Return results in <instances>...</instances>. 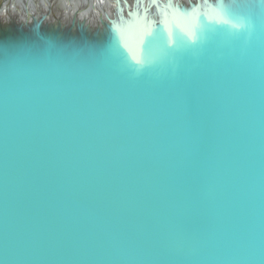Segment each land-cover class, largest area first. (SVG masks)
<instances>
[{
	"label": "clouds",
	"instance_id": "obj_1",
	"mask_svg": "<svg viewBox=\"0 0 264 264\" xmlns=\"http://www.w3.org/2000/svg\"><path fill=\"white\" fill-rule=\"evenodd\" d=\"M226 14L235 44L201 55L186 70L167 52L136 70L160 102L155 110L95 94L67 96L50 104L37 126L38 97L6 108L0 264H264V0H245ZM209 65L207 92L221 136L201 196L217 211L204 228L189 229L166 211L173 194L166 168L180 141L163 139L158 126L161 112L179 107L188 132V86ZM21 112L29 132H39L56 172L65 222L56 243H44L31 229L21 234L9 220L8 196L15 188L9 157ZM225 200L234 210L227 223L218 203Z\"/></svg>",
	"mask_w": 264,
	"mask_h": 264
},
{
	"label": "water",
	"instance_id": "obj_2",
	"mask_svg": "<svg viewBox=\"0 0 264 264\" xmlns=\"http://www.w3.org/2000/svg\"><path fill=\"white\" fill-rule=\"evenodd\" d=\"M113 1L121 23L114 14H104L79 24L76 16L80 5L65 15L55 12L53 0H42V7L33 2V8L24 1V21L8 18L6 25L0 27L2 106L7 101L12 106L18 105L20 98L38 97L36 113L43 119L52 111L49 105L55 100L100 94L103 100L121 106L155 110L160 102L150 93L145 83L147 78L137 77L136 70L165 52L175 53V62L186 70L201 55L220 45L235 44L226 31L229 22L226 13L245 3V0ZM85 2L87 7L94 5L91 0ZM67 3L71 4V0ZM153 13L158 20L156 28L150 23ZM202 16H206L204 20ZM205 22H213L214 37L207 34ZM4 31H8L9 40L3 36ZM111 45L114 49L109 53ZM92 60L96 62L92 64ZM212 71L209 65L206 75L194 78L188 86L192 112L188 132L182 127L179 107L161 112L158 126L163 139L180 141L172 149L166 168L165 182L173 193L166 211L189 229L204 228L217 211L201 196L209 157L214 155L221 136L218 110L207 92ZM86 80L89 86L84 85ZM6 84L13 89L15 98L11 99L12 92ZM22 137H15L13 154L9 157L10 175L15 177V188H10L8 196L9 220L15 221L21 234L31 229L44 243H56L65 230V222L50 152L40 135ZM260 158H264L261 153ZM4 167L3 135L0 137V232L5 216ZM218 203L224 221L233 220L231 205L226 200ZM261 217L264 220V206Z\"/></svg>",
	"mask_w": 264,
	"mask_h": 264
},
{
	"label": "bare ground",
	"instance_id": "obj_3",
	"mask_svg": "<svg viewBox=\"0 0 264 264\" xmlns=\"http://www.w3.org/2000/svg\"><path fill=\"white\" fill-rule=\"evenodd\" d=\"M85 1L86 0H82V2H81V7H83V9L80 10L79 12H77V16H76V17H78V22L77 23L83 24V23H86L87 20H89L90 18H92V19L95 18V17L97 18V16H99V15L104 16V14H107V13L114 14L115 19L118 20L119 23H121L120 17H119V13H117V11L113 9V6L112 7L110 6V8H112V10L110 9L111 11L109 10L110 12H107L106 9H105V7H108V6H105V5H109L110 0H106V2H105V0H102V1L101 0H91V2L94 3V5L93 6L91 5L90 7L86 6V2ZM5 2H6V0H4V2L0 6V19L1 20H3L2 17H4V13H5V8L3 7ZM71 3H75V2L71 1ZM29 5L33 8V3L32 4L30 3ZM23 6H24V4L22 5L20 14L18 16H16L15 18H18V19L22 18L23 21H24L25 17H24ZM231 7H232V5H231ZM76 8H78V7H75V6L73 8L70 7L68 13L73 12ZM185 8L187 9V7H185ZM81 11H82V13H80ZM78 13L80 15H78ZM116 16H117V18H116ZM205 17L206 16H202V19L204 20ZM227 17H228V15H227ZM10 18H13V17H10ZM107 18H109V17H107ZM228 19H229V17H228ZM206 21H208V20L206 19ZM150 23L154 24L155 28H156V26L158 24V20H157V17L155 15V13L152 14V20L150 21ZM210 23L205 22L204 27H205V30L207 31V34L209 36H212L211 33L214 32L215 29H214L213 22H210ZM119 27L121 28V26H119ZM212 37H214V36H212ZM2 83H3V81H2ZM2 83L0 84V86L2 85ZM6 85L8 86V90H10L12 92V95H10L11 99H13V97L15 98L16 94L13 92V89L8 84H6ZM96 95L101 97L100 94H96ZM21 100H24V99L20 98V102H21ZM1 102L2 101L0 100V137H2L4 135L3 134V130H4V118H5V114H6V108L10 106L9 101L5 102V105H3V106L1 104ZM18 114H20V113H18ZM41 120L42 119L39 118V116H37L36 120H35V124L37 126H39ZM38 135H39V132H32V133L29 132V129L27 127L26 118L24 117L23 113L21 112V115H18V124H17L16 136L15 137L19 138V139H21V138L23 139L22 136H24L26 138H30L31 136H35L36 137ZM261 154L264 155V146L261 149ZM260 163H261L262 169H264V158H260Z\"/></svg>",
	"mask_w": 264,
	"mask_h": 264
},
{
	"label": "rangeland",
	"instance_id": "obj_4",
	"mask_svg": "<svg viewBox=\"0 0 264 264\" xmlns=\"http://www.w3.org/2000/svg\"><path fill=\"white\" fill-rule=\"evenodd\" d=\"M24 1H28L29 4L30 3L32 4L33 2H37V3H40V5L42 7V0H40V2H39V0H37V1L36 0H6V2L3 5V7L5 8V13H4V17L5 18L2 17L3 20L0 19L1 20L0 21V27H3V26L6 25L8 18H10V17L15 18L16 16H18L20 14L22 5L25 3ZM71 1H74L75 3L68 4L67 3V0H54L53 8H54L55 12L60 11L63 14L66 15V14H70V13H68L70 7L73 8L74 6L75 7H79V5L81 6L82 0H71ZM3 2H4V0H0V6L2 5ZM234 3L235 2H233V4ZM113 5H114V1L113 0H110L109 5H105V6H108V7H105L106 11L107 12H110L112 10V8H110V6L112 7ZM229 6H231V4H229ZM80 8H81L80 10L83 9V7H80ZM80 13H82V11ZM117 13H118V11H117ZM107 14L110 15L111 13H107ZM3 36H5V38L9 40L8 31H6V32L4 31ZM113 49H114L113 48V45H111L109 47V53H112L113 52ZM98 52L99 53H103V50H99ZM95 62H96L95 60H92V64H94ZM84 85L89 86L88 80H86L84 82Z\"/></svg>",
	"mask_w": 264,
	"mask_h": 264
},
{
	"label": "flooded vegetation",
	"instance_id": "obj_5",
	"mask_svg": "<svg viewBox=\"0 0 264 264\" xmlns=\"http://www.w3.org/2000/svg\"><path fill=\"white\" fill-rule=\"evenodd\" d=\"M102 1V0H101ZM105 2H106V0H105ZM53 4H54V0H53ZM120 5V4H119ZM78 15H80L79 13H78Z\"/></svg>",
	"mask_w": 264,
	"mask_h": 264
},
{
	"label": "snow or ice",
	"instance_id": "obj_6",
	"mask_svg": "<svg viewBox=\"0 0 264 264\" xmlns=\"http://www.w3.org/2000/svg\"><path fill=\"white\" fill-rule=\"evenodd\" d=\"M149 35H151V33H149ZM143 42V41H142ZM139 63V61H137Z\"/></svg>",
	"mask_w": 264,
	"mask_h": 264
}]
</instances>
